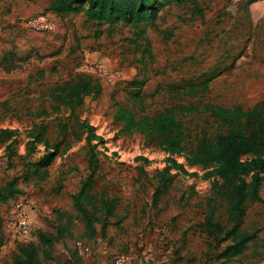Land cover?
Wrapping results in <instances>:
<instances>
[{"label": "rangeland", "instance_id": "obj_1", "mask_svg": "<svg viewBox=\"0 0 264 264\" xmlns=\"http://www.w3.org/2000/svg\"><path fill=\"white\" fill-rule=\"evenodd\" d=\"M250 1L167 0L155 26L120 23L110 32L108 25L96 27L85 21L82 12L78 14L82 17V29H76L77 20L68 15L65 23L78 34L99 41V47L105 50L99 56V61L105 58L103 64H92L86 59L79 62L86 74L101 81L103 94L96 99L88 98L79 110V117L89 124L79 131L83 134L79 137L73 130L66 136L60 135L56 115L36 117L39 106L50 110V103L43 98L47 84L40 83L36 76L28 89L7 93L0 99V129L18 132L10 146L0 143V154L11 155L7 164H0V190L17 180L19 191L0 203V217L7 221L20 201L25 206L42 204L41 213L53 216L47 218L48 230L57 229L56 211L77 215L72 196L90 174L93 152L98 167L94 190L117 198L120 213L130 215L131 244L118 250L115 258L143 256L148 264H264V185L260 189L262 202L249 204L239 228L241 232L255 233L256 238L243 255L229 257L226 248L235 240L226 233L232 226L229 203L215 166L191 164L186 153H166L147 143L140 132L121 133V126L114 121L116 103L138 111L143 108L149 115L176 104L169 92L173 87L181 88L182 93L195 87L197 94L182 101L187 106L211 103L249 109L264 102V1L252 4ZM2 2L3 17L11 18H3L0 49L13 44L25 30L37 33L24 23L44 15L50 4V0ZM47 15L55 28L53 32L38 34L56 36L64 28V21ZM6 31L8 34L2 36ZM71 45L77 48L71 42L66 52ZM24 58L17 62L22 77L28 64V57ZM11 81L0 75L1 83ZM135 81L143 83L140 90L143 107L130 101ZM183 121L187 146L203 134L216 139L218 124L213 118L190 114ZM41 124L49 147L42 141L36 143L32 137L35 125ZM75 124L73 121L70 125ZM56 145L58 154L47 166L48 179L26 180L33 172L32 164L56 151ZM166 167L169 171L161 174ZM45 217L40 215L41 219ZM79 226L74 222L72 229L79 230ZM141 229L149 238L144 247L138 246ZM13 252L0 250V264H14Z\"/></svg>", "mask_w": 264, "mask_h": 264}, {"label": "trees", "instance_id": "obj_2", "mask_svg": "<svg viewBox=\"0 0 264 264\" xmlns=\"http://www.w3.org/2000/svg\"><path fill=\"white\" fill-rule=\"evenodd\" d=\"M260 1L264 0H251L250 3ZM83 2L84 5L89 4L86 10L87 22L96 27L108 25L110 32L120 23L137 26L148 23L149 26H155L167 0L161 3H158V0H50L44 14L64 18L79 12L83 7L80 3ZM15 60L17 59L14 54H7L0 62V67L7 72L15 70L18 68L14 65ZM142 86L143 83L135 81V91L130 92V101L135 106L139 104L143 107L144 99L140 93ZM194 88L183 93L181 88H170L169 92L177 103L157 111L154 115L147 114L143 108L138 111L116 103L114 121L121 126V133L140 132L147 143L157 145L166 153H186L191 164L204 168L215 166L222 180L220 187L225 191L229 203V222L232 226L226 233L235 240L226 248L225 254L229 257L241 256L256 235L241 232L240 225L248 213L249 204L262 202L260 189L264 185V102L249 109L239 105L225 108L211 103L202 107L198 104L187 106L182 101L197 94ZM103 90V85L97 77L78 73L67 81L50 85L43 94V98L50 103V110L40 107L35 115L37 118L56 115L55 120L60 121V135L66 136L71 130L74 134H79L82 128L89 127L87 120H82L78 115L85 98H97L103 94ZM190 114H203L213 118L218 124L216 139L212 140L207 134H203L187 146L183 117ZM73 121L76 124L70 125ZM34 130L32 137H35V142L42 141L49 147V140L43 138L44 126L35 125ZM16 135V131L0 129V143L11 142ZM82 135L80 133L78 137ZM55 148L56 151L45 154L37 163L32 164L33 172L26 176V180L36 177L38 181L45 182L48 179L50 171L47 166L58 154V146ZM43 167L44 169H41ZM89 168V176L82 182L80 190L72 196L73 209L77 215L56 211L59 215L57 229L38 231L37 241H19L13 252L14 264H47L53 259L55 245L72 236V227L76 221L85 226L87 237H95L98 226L103 234L106 232L111 219L115 217L119 201L117 198H109L106 192L94 190V184L98 181V167L97 157L93 152ZM169 169L164 168L161 174L167 173ZM218 183L217 181L215 184ZM16 184L17 180L0 190V202H7L18 194ZM4 243L5 235L0 217V249Z\"/></svg>", "mask_w": 264, "mask_h": 264}, {"label": "crops", "instance_id": "obj_3", "mask_svg": "<svg viewBox=\"0 0 264 264\" xmlns=\"http://www.w3.org/2000/svg\"><path fill=\"white\" fill-rule=\"evenodd\" d=\"M80 4L83 6L80 11L70 14L69 16L70 19L75 18L77 20L78 25L76 26V29H82L80 26V20L82 17L78 15L80 12H82L83 19L87 21L86 10L88 9L89 4L87 3V5H84V2ZM3 6L4 3L0 0V34L2 31L1 25L4 22L3 18H11L10 16L3 17ZM69 18H62L64 21V28L56 36H45L38 33H31L30 31V33H26L28 31L25 30L24 34H22L23 36L16 38V41L13 44H5L1 47L0 62H2L8 52H13L17 59L15 60L14 65H17V62L23 57H28V64L27 71L23 74L25 77L21 76L22 70H20L21 67L19 65H17V69L10 72H7L4 68L0 67V75L8 80H13L10 83L0 82V99L4 98L7 93L10 95L15 94L16 92L19 93L24 88L28 89L31 80L35 78V76L38 77L37 79L40 83L47 84L45 85V89H47L54 83L69 80L72 75L74 76L78 73H85L84 67L79 64L80 61L83 62L87 60L91 61L92 64H103L105 58H103L102 61H99V56L105 50L99 47L100 42L96 39L86 38L84 35L78 34L74 27L71 28L68 23H65ZM71 32H73V34ZM5 34H8V32L6 31L2 36ZM71 42L76 43L77 48L73 49V45H71V49L66 52V47L68 44L70 45ZM80 43H82V45H80ZM74 51H76L77 54H74ZM88 98L96 99L93 97H87L85 98L84 104ZM40 107L42 106H39V108ZM9 130L17 132L16 129ZM11 142L7 143V146H9ZM4 150L7 151V147H5ZM5 154L6 153L3 155L0 154V164H7L11 159V155L7 156ZM0 169H2V166H0ZM32 203L34 204V201H32ZM119 208L120 204L115 213V217L111 219L106 232L103 234L101 228H98L97 235L92 238L87 237L85 226L76 221L81 229H72V236L70 238H66L55 245L53 259L47 262V264H113L117 251H122L121 249H125L126 245L129 243L131 244V239L128 236L130 215L129 212L121 214ZM41 209L42 204L35 203L34 205L27 206L32 221V229L35 234L34 241H37L38 231H49V228L47 227V218L53 217L52 215L48 216L41 213ZM40 215L47 217L41 219ZM2 227L5 235V243L0 250H3V252L8 250L15 251L18 242L14 230L10 225V218L7 221H4L2 218ZM138 232L140 233L138 236V246L144 247L145 244L148 243L149 238L143 229L138 230ZM80 245H82V248ZM151 246L152 243L150 244V247ZM146 251L148 252L149 250ZM127 260L128 264H148L146 263L147 259L143 256L135 257L134 259L130 257Z\"/></svg>", "mask_w": 264, "mask_h": 264}, {"label": "built area", "instance_id": "obj_4", "mask_svg": "<svg viewBox=\"0 0 264 264\" xmlns=\"http://www.w3.org/2000/svg\"><path fill=\"white\" fill-rule=\"evenodd\" d=\"M26 27L37 33L53 32L55 26L51 22V18L47 15L31 18L24 23ZM10 225L14 230L15 237L18 242H29L34 240V232L32 229L31 217L28 213L27 206L23 202H19L11 213ZM82 248V245H80ZM113 264H128L127 258L117 256Z\"/></svg>", "mask_w": 264, "mask_h": 264}]
</instances>
